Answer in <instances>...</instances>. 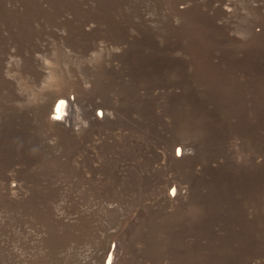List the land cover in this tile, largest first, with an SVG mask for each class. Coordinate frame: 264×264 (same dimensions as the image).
Wrapping results in <instances>:
<instances>
[{"label": "rangeland", "instance_id": "374dc122", "mask_svg": "<svg viewBox=\"0 0 264 264\" xmlns=\"http://www.w3.org/2000/svg\"><path fill=\"white\" fill-rule=\"evenodd\" d=\"M108 263L264 264V0H0V264Z\"/></svg>", "mask_w": 264, "mask_h": 264}, {"label": "bare ground", "instance_id": "6f19581e", "mask_svg": "<svg viewBox=\"0 0 264 264\" xmlns=\"http://www.w3.org/2000/svg\"><path fill=\"white\" fill-rule=\"evenodd\" d=\"M73 102L65 95L57 96L52 104L49 113V119L52 123L56 121H61L63 123H67L73 113ZM114 255V252L111 250L109 252V263ZM108 263V264H109Z\"/></svg>", "mask_w": 264, "mask_h": 264}]
</instances>
